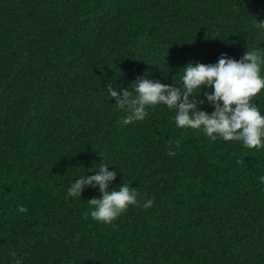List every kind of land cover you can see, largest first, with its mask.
<instances>
[{
  "label": "trees",
  "instance_id": "obj_1",
  "mask_svg": "<svg viewBox=\"0 0 264 264\" xmlns=\"http://www.w3.org/2000/svg\"><path fill=\"white\" fill-rule=\"evenodd\" d=\"M256 19L264 0H0V264H264V145L177 128L163 105L123 124L105 89L264 51ZM103 157L149 208L104 224L97 188L66 198Z\"/></svg>",
  "mask_w": 264,
  "mask_h": 264
},
{
  "label": "clouds",
  "instance_id": "obj_2",
  "mask_svg": "<svg viewBox=\"0 0 264 264\" xmlns=\"http://www.w3.org/2000/svg\"><path fill=\"white\" fill-rule=\"evenodd\" d=\"M258 36L264 37V19L254 21ZM264 51L253 47L246 49L236 59L221 53L215 63L188 62L183 66L177 83H163L141 75L131 82V88L105 86L107 97L115 98L117 109H122L123 124L143 121L149 110L163 105L174 110L171 119L177 128L198 130L210 140L239 141L245 147L264 145V113L253 98L264 89ZM210 89V90H209ZM211 105L212 111L201 105ZM169 155H172L169 151ZM103 156V155H102ZM102 161L76 175L66 189L67 196L81 197L85 186L97 188L99 196L89 198L88 215L98 223H111L129 205L147 209L153 204L151 196L138 198L135 187L127 183L115 184L117 169ZM88 171L94 174L89 175ZM122 179V178H121ZM264 184V174L258 176ZM17 211H27L17 205ZM15 257V252H10ZM14 264H20L19 258Z\"/></svg>",
  "mask_w": 264,
  "mask_h": 264
}]
</instances>
